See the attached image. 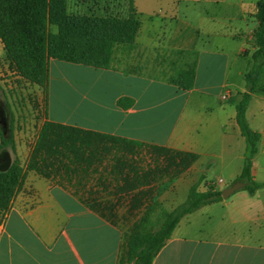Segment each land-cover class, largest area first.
Segmentation results:
<instances>
[{
  "label": "crops",
  "instance_id": "1",
  "mask_svg": "<svg viewBox=\"0 0 264 264\" xmlns=\"http://www.w3.org/2000/svg\"><path fill=\"white\" fill-rule=\"evenodd\" d=\"M128 1H122L127 5V14ZM132 1L141 25L136 36V49L125 56L123 65H127V58L138 52L139 48L162 46L169 48L168 53L173 49H195L198 37L193 28H202L207 39L197 50L193 88L179 89L155 78L162 76L146 75L141 69L139 73H124L121 70L85 66L100 73L102 77L99 79L103 84L113 85L114 88H99L90 94L83 92L78 97L75 109H92L89 117L81 113L77 118L69 114L53 115L47 106V118L198 154L185 173L199 171L200 162L205 156H217L215 149L221 151L218 157L222 160L226 156H235L237 149V159L243 160L245 141L242 152L243 137L235 119V105L245 86L240 91L232 90L228 86L231 84L229 72L234 69V62L245 56L250 58L255 47L252 51L247 48L250 33L244 36L227 31L225 23L223 28L214 26L220 21L213 15L214 10L225 7L228 0ZM117 16L125 17L123 14ZM226 17L223 15L224 21ZM179 21L186 28L171 32V24ZM195 21L196 26L193 24ZM3 56L0 40V58ZM63 62L66 61L50 59L49 89L53 69L62 75L64 67L76 64ZM201 62L205 79L199 85ZM215 65L218 69L216 75ZM236 71L242 75L246 70L238 68ZM61 77L64 78L63 75ZM164 91L169 94L160 100ZM195 93L210 101L201 108V115L198 114L199 110L188 109ZM120 96L133 98V104L121 108L116 104ZM177 99L181 100L179 110L168 119L169 111L160 104ZM216 99L221 100L219 104ZM246 118L250 127L260 133L251 172L256 181L264 182V70L259 88L252 94L247 106ZM0 131L7 139L9 122L5 126L0 124ZM37 132L28 142L18 140L17 130L13 126L15 150L10 144L0 149V170L8 168L16 156L25 166ZM241 168L231 176L230 183L240 174ZM97 182L96 174V178L86 181V188L78 189L75 185L45 178L34 170H26L23 184L9 208L0 213V264H117L123 231L78 200V196L90 188L98 190L102 197L114 196L108 193L113 191L114 182L106 190ZM218 182L222 183L216 184L219 190L229 185L220 179ZM203 184L198 185V190L207 189V185ZM234 194L237 196L235 200L219 201L222 208L218 211V222L212 228L203 225L196 228L198 217H194L211 203L183 216L151 264H264V185L253 193L242 187Z\"/></svg>",
  "mask_w": 264,
  "mask_h": 264
},
{
  "label": "trees",
  "instance_id": "2",
  "mask_svg": "<svg viewBox=\"0 0 264 264\" xmlns=\"http://www.w3.org/2000/svg\"><path fill=\"white\" fill-rule=\"evenodd\" d=\"M67 5V0H0L4 59L18 81H27L42 90L45 102L44 119L25 166L16 156L8 168L0 170V213L9 208L23 184L26 170L78 189L86 188V181L96 178L97 174V184L103 190L114 182L113 191H108L114 196L104 199L98 190L90 188L78 200L114 224L111 217L114 207L125 200L128 212L135 210L139 214L122 232L117 264H151L181 218L221 200V190L208 182L207 189L200 191L194 183L186 199L167 210L162 207L159 196L196 161L198 154L47 118L50 59L139 73L137 66L122 68L125 56L136 49L141 25L132 0L128 1L125 17L74 14L68 11ZM254 17L257 22L253 31L255 49L244 73L245 90L235 105V119L245 141L243 164L236 179L245 182L243 188L249 193L264 185L251 172L260 133L250 127L246 118L247 106L259 88L264 70V0L256 1ZM197 58L196 49H173L163 57L169 72L155 78L190 90L195 82ZM133 102L128 96L116 100L121 108H128ZM9 114V137L4 139L0 131V149L10 144L14 151L10 110Z\"/></svg>",
  "mask_w": 264,
  "mask_h": 264
},
{
  "label": "rangeland",
  "instance_id": "3",
  "mask_svg": "<svg viewBox=\"0 0 264 264\" xmlns=\"http://www.w3.org/2000/svg\"><path fill=\"white\" fill-rule=\"evenodd\" d=\"M122 1L123 0H67V7L68 11L74 14H123V16H127V5ZM256 1L257 0H228L225 7H219L213 12V15L220 20L219 23L214 25L215 27L220 26V28H223V23H225L227 31L231 30L232 32H237L244 36H247L250 33L249 36H251V38L248 40L247 44L249 51H252L253 47H255L252 31H254L256 27V19L254 17ZM223 15L227 16L225 21ZM196 22L197 21L193 23L195 26L197 24ZM202 25L204 26L205 23H202ZM184 27L185 26L180 21L173 23L171 24V32L176 33L178 29ZM210 27L213 28V25ZM193 30L196 33V37H198L197 48L195 49L199 50L207 39L206 34H204L202 28L196 29L194 27ZM168 51L169 48L162 46L139 48L138 52L127 58L126 64L132 67L137 66L146 75L163 76V73L169 72L168 65L163 59V57L168 55ZM158 55H161V58L158 57ZM249 62L250 58L245 56L233 63V66L235 64V67L229 72L231 84L228 85L232 90L240 91L241 87L245 86L244 74L239 75L236 69L240 68L244 71L247 70L250 66ZM63 63L66 64L69 62ZM71 65L73 66L64 67L62 69V75L65 79L61 77L62 75L56 73L55 69L52 70L51 88L49 89L47 98L48 110L53 115L58 113L69 114L70 116L77 118V116H80L79 113H81L89 117L92 113V109H75L74 105L76 104L78 97H80L83 92L90 94L93 90L96 91L99 88L108 90L111 88L113 89L114 86L103 84L102 79H99L102 75L97 71L95 72L93 69L89 70L84 65ZM124 66L125 65H122V67ZM214 68V74L216 75L218 71L217 66L215 65ZM17 79L18 78H16L9 70L4 56L0 58V124H4V126L7 125L10 120V110L12 113L13 126L17 130L18 140L24 139L28 142L35 136L39 125L44 118V95L38 86L30 84L24 80L18 81ZM204 79V67L201 62L198 80L199 85ZM168 94L167 91L161 93L160 100H163ZM5 101L7 105L5 104ZM220 101L221 100L216 99L218 104ZM208 103H210L209 100L195 93L191 97L188 109L199 110L198 114L201 115V108ZM180 104L181 100L177 99L167 103L162 102L160 104L161 106H159L165 107L169 111L170 116L168 119H170L179 110ZM241 141L243 152V138H241ZM215 150L217 156H205L200 162L199 171L194 170L187 173L183 172L176 181L162 192L159 199L163 208L169 209L181 204L186 199L190 186L194 183H197L198 185L204 183L203 185L206 186L208 182H212L221 185L222 183L218 182L220 179L225 184H230L231 176L235 172L240 171L243 160L237 159V149H235V156H226L224 160L218 157V153L221 151H218L219 149ZM163 179H165V177L159 179L158 183ZM158 183L155 185L157 186ZM237 190L227 197H222V199H224V201H231V199L235 200L237 196H235L234 193ZM104 199H109V197H104ZM219 201L202 208V210H200L202 212H198L199 214H194V217H198L196 220L198 222L196 228H200L202 225L203 227L212 228L217 224L218 211L222 208ZM127 209L128 203L123 200L115 205V213L111 215L115 224L118 225L122 231H126L139 214H137L135 210L130 213ZM208 216L211 217V219H209Z\"/></svg>",
  "mask_w": 264,
  "mask_h": 264
},
{
  "label": "water",
  "instance_id": "4",
  "mask_svg": "<svg viewBox=\"0 0 264 264\" xmlns=\"http://www.w3.org/2000/svg\"><path fill=\"white\" fill-rule=\"evenodd\" d=\"M244 186H245V182L236 179L232 183H230L227 187L221 190V195L222 197H227L228 195L233 193L235 190L242 188Z\"/></svg>",
  "mask_w": 264,
  "mask_h": 264
}]
</instances>
